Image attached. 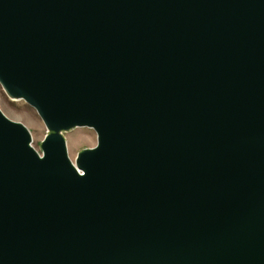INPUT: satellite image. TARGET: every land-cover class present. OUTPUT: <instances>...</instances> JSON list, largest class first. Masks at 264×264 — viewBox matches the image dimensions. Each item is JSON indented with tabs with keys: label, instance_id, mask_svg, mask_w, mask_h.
I'll use <instances>...</instances> for the list:
<instances>
[{
	"label": "water",
	"instance_id": "1",
	"mask_svg": "<svg viewBox=\"0 0 264 264\" xmlns=\"http://www.w3.org/2000/svg\"><path fill=\"white\" fill-rule=\"evenodd\" d=\"M0 85V264H264V0H0Z\"/></svg>",
	"mask_w": 264,
	"mask_h": 264
},
{
	"label": "rangeland",
	"instance_id": "2",
	"mask_svg": "<svg viewBox=\"0 0 264 264\" xmlns=\"http://www.w3.org/2000/svg\"><path fill=\"white\" fill-rule=\"evenodd\" d=\"M0 109L11 120L22 123L31 134L32 145L40 153L41 141L47 129L36 110L23 100L10 99L0 85ZM69 158L74 162L76 155L84 148L94 147L97 136L93 129L76 127L63 133Z\"/></svg>",
	"mask_w": 264,
	"mask_h": 264
}]
</instances>
